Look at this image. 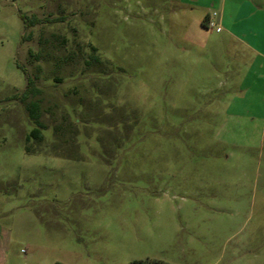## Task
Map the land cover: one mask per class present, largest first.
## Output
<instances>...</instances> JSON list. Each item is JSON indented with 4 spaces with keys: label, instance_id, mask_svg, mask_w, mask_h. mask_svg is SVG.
Returning <instances> with one entry per match:
<instances>
[{
    "label": "rangeland",
    "instance_id": "obj_1",
    "mask_svg": "<svg viewBox=\"0 0 264 264\" xmlns=\"http://www.w3.org/2000/svg\"><path fill=\"white\" fill-rule=\"evenodd\" d=\"M222 13L0 0V264H264V80Z\"/></svg>",
    "mask_w": 264,
    "mask_h": 264
},
{
    "label": "crops",
    "instance_id": "obj_2",
    "mask_svg": "<svg viewBox=\"0 0 264 264\" xmlns=\"http://www.w3.org/2000/svg\"><path fill=\"white\" fill-rule=\"evenodd\" d=\"M219 3L223 7L218 22L222 30L216 31L222 33L226 27L228 42L232 40L254 50L251 67L255 65L259 71L257 76L264 80V0H219Z\"/></svg>",
    "mask_w": 264,
    "mask_h": 264
},
{
    "label": "trees",
    "instance_id": "obj_3",
    "mask_svg": "<svg viewBox=\"0 0 264 264\" xmlns=\"http://www.w3.org/2000/svg\"><path fill=\"white\" fill-rule=\"evenodd\" d=\"M24 18H25L27 27H30L32 25H35V24L42 22V19L38 16H34L31 20H29V18L25 17V16H24ZM207 20H208V17L204 20V24H206ZM94 50H96V48H94ZM38 57L40 58V55H38ZM94 61L99 62L100 57L96 56ZM94 61L90 59L87 61V63L92 64ZM38 92H39V89L35 86L34 78L29 73H27V88H26L25 93H24V98L27 99L30 96H35ZM28 109H29V112H30L32 119H34V121L36 122V125H37L33 129L31 135L34 136L35 138L39 139L40 141H43L44 134L42 132V128H45V127L41 121L42 113L40 112V101L38 99L31 100L30 103L28 104Z\"/></svg>",
    "mask_w": 264,
    "mask_h": 264
},
{
    "label": "built area",
    "instance_id": "obj_4",
    "mask_svg": "<svg viewBox=\"0 0 264 264\" xmlns=\"http://www.w3.org/2000/svg\"><path fill=\"white\" fill-rule=\"evenodd\" d=\"M214 15H216V13H214ZM206 24L208 27L214 29L216 28L217 31H221L222 30V27L221 26H218V23L213 19V16H210L208 18V20L206 21Z\"/></svg>",
    "mask_w": 264,
    "mask_h": 264
}]
</instances>
